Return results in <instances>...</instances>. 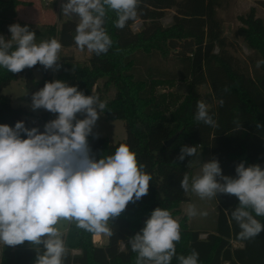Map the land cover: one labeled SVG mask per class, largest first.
<instances>
[{
	"label": "trees",
	"instance_id": "trees-1",
	"mask_svg": "<svg viewBox=\"0 0 264 264\" xmlns=\"http://www.w3.org/2000/svg\"><path fill=\"white\" fill-rule=\"evenodd\" d=\"M19 4L21 0H0V35L10 38L8 26L18 23L27 25L38 37H57L64 47L76 46V20L65 19L58 29L55 25L36 28L19 20ZM223 4L224 0H138L136 17L123 29L115 27L116 13L107 11L103 26L113 41L107 54L92 53L88 63L83 64L72 57H62L57 74L39 63L19 73L0 67V124L14 127L17 121H24L26 127H37L42 132L45 123L53 120L45 110L40 114L41 126L35 125L28 121L31 113L25 107L12 105L10 95L2 91L19 77L23 78L31 101L35 92L54 80L77 86L85 95L95 89L107 105L105 116L124 120L127 136L113 143L90 134V155L98 160L127 144L152 176L148 193L130 201L118 217L110 218L108 227L113 234L104 246L94 244L93 232L78 227L75 248L81 253L74 255L67 248L63 264H136L137 253L131 250L129 238L140 232L158 207L169 210L180 225L181 239L171 264H179L177 256H187L193 250L199 253L198 264H264V231L253 239L238 238L240 228L231 217L239 205L236 196L217 194V222L205 238L190 227L186 214L180 216V204L185 199L180 181L190 168V157L177 160L182 146L207 150L211 160L219 161L225 176L235 177L236 166L241 162L264 168V64L256 67L258 60H264V20L254 7L241 17L242 25L235 36L255 51L242 60L231 51L235 43L224 34V21L219 16ZM261 4L264 7V0ZM169 10L174 11L172 21L164 25ZM136 21L142 22L138 32L132 28ZM45 28L47 32L43 31ZM173 52L178 67L167 70L155 65L149 66L145 77L135 74L137 60L144 63L152 57L166 59ZM35 69L41 70V78L35 77ZM177 80L188 82L185 95L158 89L174 86ZM112 86L115 95L107 99ZM205 86L208 91L202 90ZM198 101L208 105L217 127L194 119ZM237 120L241 124L238 130L234 123ZM175 135L172 144L166 145L165 141ZM256 218L264 224V217ZM37 251L42 254L43 245L26 241L15 246L3 244L0 264H36Z\"/></svg>",
	"mask_w": 264,
	"mask_h": 264
},
{
	"label": "clouds",
	"instance_id": "clouds-1",
	"mask_svg": "<svg viewBox=\"0 0 264 264\" xmlns=\"http://www.w3.org/2000/svg\"><path fill=\"white\" fill-rule=\"evenodd\" d=\"M137 6L138 0H67L61 8L63 15L78 17L76 46L99 56L107 54L113 43L103 26L107 11L116 13L115 27L123 29L136 17ZM8 30L10 38L0 35V67L12 73L37 63L45 69L59 68L62 45L57 39L36 43L35 32L18 23ZM262 64L264 60H258L256 67ZM31 107L57 116L45 123L42 132L26 127L24 121H17L14 127L0 124V243L43 245V253L37 251L36 264H63L67 250L56 227L60 220H72L89 232L111 236L110 218L118 217L133 199L146 195L152 176L127 144L98 160L90 155L87 137L107 107L98 96H86L77 86L54 80L32 95ZM78 113L85 118L77 119ZM194 119L218 126L204 101L197 102ZM234 123L238 130L241 124ZM197 149L182 146L177 160L198 157ZM235 172V177L223 175L219 161L212 159L201 163V172L191 178V184L185 173L180 187L200 199L218 193L236 196L239 205L231 217L240 228L238 238L249 240L264 231V224L256 218L264 217V168L241 162ZM199 214L206 216L207 212ZM187 215H197L195 205L189 204ZM180 239L178 221L169 210L158 207L140 232L129 238V245L137 253L136 264H171ZM177 259L179 264H198L199 253L193 250Z\"/></svg>",
	"mask_w": 264,
	"mask_h": 264
},
{
	"label": "rangeland",
	"instance_id": "rangeland-1",
	"mask_svg": "<svg viewBox=\"0 0 264 264\" xmlns=\"http://www.w3.org/2000/svg\"><path fill=\"white\" fill-rule=\"evenodd\" d=\"M41 4L45 8H50L51 13H55L54 17H52L55 21V27L58 29L61 26L62 21L65 19H73L78 21V17L73 14L72 17L63 15L61 5L66 3L67 0H40ZM47 1V4L45 2ZM263 0H224L223 6L219 9V16L224 21V34L228 37L229 40L235 43V47L231 49V51L240 57L242 60L248 59L250 55H252L255 51L248 48L247 44L244 42L243 39L240 37L235 36V32L239 26L242 25L241 17L246 16L252 7L255 8L256 14L261 16L264 20V7L262 6ZM174 14L173 10H169L166 16L163 19L164 25H168L172 21V16ZM51 15V14H50ZM48 17H50L48 15ZM50 19V18H48ZM52 25V24H49ZM132 28L135 32H138L142 29V22L136 21ZM43 31H48V28H45ZM57 38V37H56ZM55 38V39H56ZM49 40L48 38H39L36 36V43H40L41 41ZM58 40V39H57ZM73 47V49H72ZM69 48L68 52L59 53V60L57 64L59 68L53 67L50 71L53 74H57L60 71V63L62 57H72L75 62L78 63H88V57L86 51H81L79 53L75 52L77 48L74 46L65 47ZM71 48V49H70ZM76 48V49H75ZM62 49V48H61ZM143 58L139 56V59ZM137 66L135 74L140 77H145L148 74L149 66H160L162 69L172 70L178 65H176V58L174 52L170 58H162L159 56L158 58H149L144 63L137 60ZM35 77L37 79L42 77V72L40 69L34 70ZM100 84L102 80L98 81ZM160 92H167L173 91L178 94L185 95L189 90L188 82L177 80L174 86H161L158 88ZM203 91H208V88L202 87ZM4 94L10 95L12 99V105L14 107H25L33 112L28 117L29 122H33L34 116L37 115L41 109L33 110L31 107L32 101L27 97V89L25 86V82L22 77H19L16 80L11 81L6 87H4L3 91ZM115 87L112 86L110 91L106 94V98L110 99L115 95ZM98 96V93L94 89L93 92L86 96ZM85 114L78 113L77 119H84ZM41 126V124H39ZM92 134L96 135L97 137H104L107 138L110 142L116 143L118 141L124 140L127 136L126 125L125 121L121 119H108L104 112L100 115L99 119L97 120L95 126L92 129ZM189 146V145H188ZM198 157H190L189 161L192 160L191 165H189V171L187 174L189 175V183L191 184V178L193 176L199 175L201 172V163L210 161V154L207 150L203 149L202 147L198 146ZM189 204H193L196 207L197 215L193 217H189V225L191 228L200 231V236L204 237V235L208 232H212L215 229V225L217 222V216L219 212V204L216 200V197L211 199H200L195 193L192 191L185 192V199L180 204L181 215H187V209ZM201 212H207V215H200ZM59 232L61 233L62 239L65 242V247L72 249L76 247L78 236H77V224L75 221L72 220H60L56 225ZM30 243V242H29ZM3 243H0V257H1V249ZM125 243L122 242V248H124ZM72 254L77 255L72 251ZM80 254V253H79ZM228 264V263H226Z\"/></svg>",
	"mask_w": 264,
	"mask_h": 264
},
{
	"label": "crops",
	"instance_id": "crops-1",
	"mask_svg": "<svg viewBox=\"0 0 264 264\" xmlns=\"http://www.w3.org/2000/svg\"><path fill=\"white\" fill-rule=\"evenodd\" d=\"M45 4H47V1L45 2ZM17 14H18L19 20H22V21H25L27 23H30L33 26H35L36 28H40L41 29V28H43V27H45V26H47L49 24H52V25L55 24V22H54L55 20L52 18V17H54L55 13H53V12L51 13L50 8H45L41 4L40 0H21V4H19L18 7H17ZM48 15L50 17H48ZM48 18H50V19H48ZM39 38H45L46 39L47 36H40ZM74 47H76V46H74ZM68 49L69 48H65L64 46H62L61 50H62V52L63 51L64 52H68ZM72 49H73V47H72ZM85 51H86L87 56H89L88 58H90L92 52H90V51H88L86 49H85ZM75 52L79 53V52H81V50L78 48V49H76ZM27 110L31 114H33V112L31 110H29V109H27ZM42 111H45V109L41 108L40 112L37 115H35L34 118L39 116ZM188 219H189V217H188ZM108 237L109 236L105 235V234H99V235L95 234L93 236V242H94L95 245L104 246L107 243V241H108ZM26 242L28 244H30L28 241H26ZM237 245H241V243H237ZM71 251H73L76 254L81 253V250L79 248H75V247L72 248Z\"/></svg>",
	"mask_w": 264,
	"mask_h": 264
},
{
	"label": "built area",
	"instance_id": "built-area-1",
	"mask_svg": "<svg viewBox=\"0 0 264 264\" xmlns=\"http://www.w3.org/2000/svg\"><path fill=\"white\" fill-rule=\"evenodd\" d=\"M49 114H50V118L51 119H55L56 116H57V114H54V113H51V112H49ZM32 123L35 124V125L41 124V116L39 115L36 118H34ZM94 235H95V233L93 234V236ZM206 236H207V234H205L204 237H201V238H205ZM64 244H65V242H64Z\"/></svg>",
	"mask_w": 264,
	"mask_h": 264
},
{
	"label": "water",
	"instance_id": "water-1",
	"mask_svg": "<svg viewBox=\"0 0 264 264\" xmlns=\"http://www.w3.org/2000/svg\"><path fill=\"white\" fill-rule=\"evenodd\" d=\"M175 138H176V135L173 136L172 138H170L169 140H166V141H165V144L168 145V146L171 145L172 142L175 140Z\"/></svg>",
	"mask_w": 264,
	"mask_h": 264
}]
</instances>
